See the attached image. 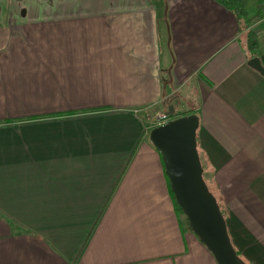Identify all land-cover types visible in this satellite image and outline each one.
Here are the masks:
<instances>
[{
    "label": "crops",
    "instance_id": "obj_1",
    "mask_svg": "<svg viewBox=\"0 0 264 264\" xmlns=\"http://www.w3.org/2000/svg\"><path fill=\"white\" fill-rule=\"evenodd\" d=\"M244 2L249 24L218 0H0V264H217L148 138L178 98L234 248L264 264V13Z\"/></svg>",
    "mask_w": 264,
    "mask_h": 264
},
{
    "label": "water",
    "instance_id": "obj_2",
    "mask_svg": "<svg viewBox=\"0 0 264 264\" xmlns=\"http://www.w3.org/2000/svg\"><path fill=\"white\" fill-rule=\"evenodd\" d=\"M248 64L264 75V67L258 57H251ZM166 113L171 118L153 127L148 138L162 157L175 202L193 233L212 253L217 264H248L237 254L226 219L204 180L196 140L198 115L191 113L172 117V105L168 106Z\"/></svg>",
    "mask_w": 264,
    "mask_h": 264
},
{
    "label": "trees",
    "instance_id": "obj_3",
    "mask_svg": "<svg viewBox=\"0 0 264 264\" xmlns=\"http://www.w3.org/2000/svg\"><path fill=\"white\" fill-rule=\"evenodd\" d=\"M224 7H226L227 9H229L230 11H232L234 13V15L238 18V20H242L245 24H249L251 21H253L256 17L255 16H251V17H247V13L245 11V2L244 0H218ZM252 31L248 32V35L251 36ZM249 36V37H250ZM191 113H195L196 115L197 112L194 109H190V110H186V111H182L178 116H183V115H187V114H191ZM203 167V166H202ZM210 190V189H209ZM211 191V190H210ZM212 192V191H211ZM172 199L174 201L175 206L177 207V209L181 211L180 207L177 205V203L174 200V196L170 190ZM218 202V201H217ZM220 206V210L224 216V218H226L227 216V211L224 207L223 204L219 203ZM237 252V251H236ZM237 254L239 255V253L237 252ZM240 256V255H239ZM241 257V256H240ZM247 262V261H246ZM248 263V262H247ZM250 264V263H248Z\"/></svg>",
    "mask_w": 264,
    "mask_h": 264
},
{
    "label": "rangeland",
    "instance_id": "obj_4",
    "mask_svg": "<svg viewBox=\"0 0 264 264\" xmlns=\"http://www.w3.org/2000/svg\"><path fill=\"white\" fill-rule=\"evenodd\" d=\"M250 10H253V7H250ZM244 37H242V39H243ZM244 40V39H243ZM173 101V99H171V100H169L168 101V103H164L161 107H159V108H157V109H155V108H153V109H151L150 110V113H151V116L149 117V131L151 130V128L153 127L152 126V123H153V121L155 120V117H156V115L159 113V112H167V110H168V106H170L169 104L171 103H173L172 102ZM181 101H182V99L181 98H178L177 99V101H176V105H174V107H175V110H174V114L172 115V117H177L181 112H180V110L182 109V107L180 106L181 105ZM173 106V105H172ZM203 177H204V180L206 181V180H208V175H204V171H203ZM206 183H207V181H206ZM207 185H208V183H207ZM208 187H209V185H208ZM210 189V188H209ZM213 193V192H212ZM214 194V196L216 197V199H217V201L219 202V203H221L219 200V197H218V195L214 192L213 193ZM222 204V203H221ZM180 215L182 216V218H184V215H183V213L182 212H180Z\"/></svg>",
    "mask_w": 264,
    "mask_h": 264
},
{
    "label": "built area",
    "instance_id": "obj_5",
    "mask_svg": "<svg viewBox=\"0 0 264 264\" xmlns=\"http://www.w3.org/2000/svg\"><path fill=\"white\" fill-rule=\"evenodd\" d=\"M259 6H260L261 11L264 13V0H259ZM170 118H171V116L168 115L166 112H163V113L159 112L156 115L155 120L152 123V126L156 127L158 125H162V124L166 123Z\"/></svg>",
    "mask_w": 264,
    "mask_h": 264
}]
</instances>
